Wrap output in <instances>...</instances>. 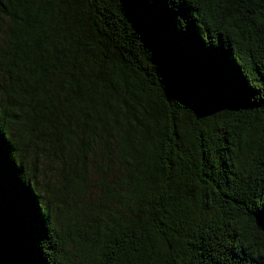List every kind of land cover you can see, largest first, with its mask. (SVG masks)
Segmentation results:
<instances>
[{"label":"trees","instance_id":"obj_1","mask_svg":"<svg viewBox=\"0 0 264 264\" xmlns=\"http://www.w3.org/2000/svg\"><path fill=\"white\" fill-rule=\"evenodd\" d=\"M0 75L14 264H264V0H0Z\"/></svg>","mask_w":264,"mask_h":264},{"label":"water","instance_id":"obj_2","mask_svg":"<svg viewBox=\"0 0 264 264\" xmlns=\"http://www.w3.org/2000/svg\"><path fill=\"white\" fill-rule=\"evenodd\" d=\"M0 264H14V253L0 216Z\"/></svg>","mask_w":264,"mask_h":264},{"label":"rangeland","instance_id":"obj_3","mask_svg":"<svg viewBox=\"0 0 264 264\" xmlns=\"http://www.w3.org/2000/svg\"><path fill=\"white\" fill-rule=\"evenodd\" d=\"M4 80L2 79V76L0 75V84H2ZM42 179L43 184L46 182L54 180L53 178V170L52 169H47L46 174L44 176H40Z\"/></svg>","mask_w":264,"mask_h":264}]
</instances>
